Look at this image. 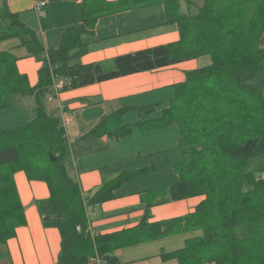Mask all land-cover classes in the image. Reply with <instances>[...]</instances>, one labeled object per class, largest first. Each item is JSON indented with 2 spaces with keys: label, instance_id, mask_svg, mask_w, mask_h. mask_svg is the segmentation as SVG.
Wrapping results in <instances>:
<instances>
[{
  "label": "trees",
  "instance_id": "trees-1",
  "mask_svg": "<svg viewBox=\"0 0 264 264\" xmlns=\"http://www.w3.org/2000/svg\"><path fill=\"white\" fill-rule=\"evenodd\" d=\"M60 1H80L81 17L62 35L55 50H48L18 14L6 9L0 16L6 23L0 41L20 38L30 55L43 63L39 82L32 87L18 70L17 58L0 51V110L12 107L17 96L35 100L33 119L20 128L0 132V243L15 237L17 228L26 225L25 207L15 183V174L24 171L30 180L46 182L50 190L49 198L37 201V206L43 226L57 228L61 235L55 264H90L99 258L104 264H119L112 255L118 249L188 231L201 234L188 239L181 250L162 253L163 260L264 264V179L248 170L251 159L264 155V48L260 45L264 0H203L195 12L182 11V0ZM152 2L163 3L168 22L179 28L180 39L168 47L170 63L202 56H210L212 63L187 72L169 108L149 122L150 127L177 124L182 134L180 148H189L190 154L184 151L182 161L174 167L179 181L146 191L144 200L148 209L168 193L172 200L205 199L194 212L181 217L149 222L144 216L135 228L93 236L87 208L112 200L122 184L158 168L122 172L86 199L66 166L69 145L65 129L60 119L48 113L43 100L54 76H66L72 66L81 72L92 69L77 60L86 51L84 38L93 34L100 17L115 6ZM204 82L208 88H203ZM193 89L200 92L207 107L206 97L215 99V90L220 92L216 109L199 117L205 113L202 101L194 103V110L189 107L191 101L188 103ZM113 121L104 118L89 135L120 138L131 133L133 126L118 127Z\"/></svg>",
  "mask_w": 264,
  "mask_h": 264
},
{
  "label": "crops",
  "instance_id": "crops-1",
  "mask_svg": "<svg viewBox=\"0 0 264 264\" xmlns=\"http://www.w3.org/2000/svg\"><path fill=\"white\" fill-rule=\"evenodd\" d=\"M41 1L47 4L37 6ZM189 2L197 5L182 0V11H193ZM6 9L36 31L48 50L57 49L62 35L81 17L80 1L0 0V16ZM5 26L0 17V30ZM179 39L178 25L168 22L163 3L115 6L97 20L93 34L84 38L86 51L77 62L92 69L81 72L72 66L66 76L53 77L44 105L65 129L69 145L66 166L86 199L122 172L158 168L150 175L122 184L112 200L87 208L93 236L135 228L144 216L149 222L181 217L194 212L205 199L194 196L172 200L168 193L147 209L143 195L178 182L174 167L182 161L183 152L188 151L180 148L182 134L177 124L150 127L149 122L169 108L187 72L212 63L210 56L170 63L168 47ZM260 45L264 48V34ZM0 51L13 54L18 70L27 76L30 85L38 84L43 63L30 55L20 38L0 41ZM55 81L64 84L57 98ZM34 107L33 97H15L12 107L0 110V132L24 126L35 117ZM104 118L114 119L118 127L131 125L133 129L120 138L90 136ZM249 164L248 170L264 179V155L251 159ZM15 183L25 207L26 225L17 228L15 237L0 243V264H55L61 251V235L57 228L43 226L37 206V201L49 198L48 184L30 180L24 171L15 174ZM199 234L201 231L182 232L127 246L112 255L119 264H180L177 259L163 260L161 254L183 249L188 239ZM90 264L104 261L96 259Z\"/></svg>",
  "mask_w": 264,
  "mask_h": 264
},
{
  "label": "rangeland",
  "instance_id": "rangeland-1",
  "mask_svg": "<svg viewBox=\"0 0 264 264\" xmlns=\"http://www.w3.org/2000/svg\"><path fill=\"white\" fill-rule=\"evenodd\" d=\"M188 1H193V2H195V4H197V5H194L195 6V8H194V6L190 3V7H192L193 8V11L192 12H195V10L199 7V6H201L202 5V3H203V0H188ZM264 34V33H263ZM204 89L205 88H208L207 87V83L206 82H204V87H203ZM200 92H198V91H196V92H194V89H193V95L192 96H190V98H189V100H188V103L191 101V103H190V105H189V107H190V109H193L194 110V108H196V105L194 104V103H199V102H201L203 99H201V97H199V94ZM207 93V92H206ZM215 99H212V97L211 96H208V97H206V101H207V104H210V107H207L206 105H204V103H203V101H202V104L204 105V109H205V113H203V114H201V115H199V117H203V115H207L208 113H210V110H212V109H216V104L215 103H217V99H218V97H221L220 96V92H218L217 90H215ZM218 96V97H217ZM216 100V102H214ZM205 101V100H204ZM216 114V113H215ZM214 114V115H215ZM198 148H200V145H198L197 146ZM189 154H190V149L188 148V151H187ZM249 166H250V164H248V169H249Z\"/></svg>",
  "mask_w": 264,
  "mask_h": 264
},
{
  "label": "built area",
  "instance_id": "built-area-1",
  "mask_svg": "<svg viewBox=\"0 0 264 264\" xmlns=\"http://www.w3.org/2000/svg\"><path fill=\"white\" fill-rule=\"evenodd\" d=\"M47 3L45 1L37 3V6H45ZM64 89V84L62 81H55V94L56 98L59 93ZM49 100H54V97H50ZM99 260V259H97Z\"/></svg>",
  "mask_w": 264,
  "mask_h": 264
},
{
  "label": "water",
  "instance_id": "water-1",
  "mask_svg": "<svg viewBox=\"0 0 264 264\" xmlns=\"http://www.w3.org/2000/svg\"><path fill=\"white\" fill-rule=\"evenodd\" d=\"M52 159H54L52 156H51Z\"/></svg>",
  "mask_w": 264,
  "mask_h": 264
}]
</instances>
